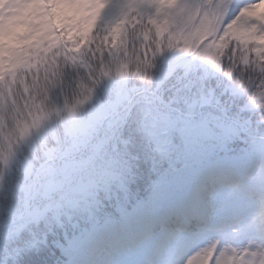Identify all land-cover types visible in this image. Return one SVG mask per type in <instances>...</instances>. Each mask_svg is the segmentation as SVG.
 <instances>
[{
    "label": "snow or ice",
    "instance_id": "snow-or-ice-1",
    "mask_svg": "<svg viewBox=\"0 0 264 264\" xmlns=\"http://www.w3.org/2000/svg\"><path fill=\"white\" fill-rule=\"evenodd\" d=\"M229 5L230 0H26L0 33V185L13 163L31 175L32 164L18 159L17 146L32 149L35 139L54 135L57 120L66 123L73 139L63 153L51 150L50 160L65 158L84 143L82 137L107 114L101 109L87 121L80 119L96 85L129 73L151 82L154 58L166 48L193 53L222 70L264 109V0L246 4L231 19ZM130 40L139 41V47L133 43L130 48ZM106 51L123 54L114 72L104 63ZM70 67L86 71L79 94L62 107L49 104ZM252 72L258 73L256 80L248 75ZM45 174L54 172L46 169ZM261 205L259 225L244 230L247 246L221 247L215 241L183 264H264V200Z\"/></svg>",
    "mask_w": 264,
    "mask_h": 264
},
{
    "label": "clouds",
    "instance_id": "clouds-1",
    "mask_svg": "<svg viewBox=\"0 0 264 264\" xmlns=\"http://www.w3.org/2000/svg\"><path fill=\"white\" fill-rule=\"evenodd\" d=\"M22 7L0 0V14L8 18L17 17ZM79 80L74 78L56 88L58 99L49 104L62 107L65 99L74 102L80 92ZM221 105L228 107L223 101ZM137 107L135 98L115 106L105 129L96 134L97 147L85 168L60 177L58 190L38 198L35 204L17 189V185L29 182L23 166L19 164L9 172L0 191V223L6 233L0 240V264H68L62 253H53L56 258L47 262L36 257L58 231L85 222L103 226L110 217L109 209L115 210L113 205L122 206L135 197L131 189L145 165L155 174L172 177L176 194L194 191L203 210L213 218L236 217L242 230L253 223L259 225L264 200V111L252 121L250 131L241 130L231 138L225 131L178 151L166 139L145 137ZM26 200L38 220H17L18 227L8 235V208ZM146 230L147 225L144 231L129 230L122 239L117 235L115 254L106 264H148L146 255L132 254L141 248Z\"/></svg>",
    "mask_w": 264,
    "mask_h": 264
},
{
    "label": "rangeland",
    "instance_id": "rangeland-1",
    "mask_svg": "<svg viewBox=\"0 0 264 264\" xmlns=\"http://www.w3.org/2000/svg\"><path fill=\"white\" fill-rule=\"evenodd\" d=\"M11 2L14 4H17V5L23 6L26 3V0H11ZM251 2H253V0H231L230 7H229V13H228L227 18L231 19L236 14H238L240 8H242L243 6H245L246 4L251 3ZM109 18H111V13L109 14ZM0 33H2V32L0 31ZM124 95H125V89L124 88H118V90L115 93H113L111 96H109V98H108L109 104L107 106L112 107L113 105H117L123 99ZM196 137H198V133L193 134L191 136H188V134H186L184 141L186 143H191L196 139ZM68 164H71V163L67 162L66 165H68ZM161 186H163V185H156L154 190L152 191V194L153 193H159V188ZM187 191L190 192L191 190L189 189ZM33 214H34V216H36L37 212L34 211ZM104 227H106V230H107V234L105 236L100 237L99 235L95 234L96 231H98ZM113 231H115V230L113 229L111 223L104 224L103 226H96V227H94L93 234L90 235L89 237L83 238L81 236H78L73 241H71L69 244L68 250H65V252L66 253L72 252L73 255H77L80 259L86 260L88 255H89L87 253V250H88V246H89L90 242L96 241V243H98L101 240H103L106 236H108L110 233H112ZM81 238H83V239H81ZM153 242H155V240ZM191 255H193V253L192 254L184 253V255H182L180 259L171 258L170 262L175 261L176 264H183V262L186 261L188 259V257H190Z\"/></svg>",
    "mask_w": 264,
    "mask_h": 264
},
{
    "label": "trees",
    "instance_id": "trees-1",
    "mask_svg": "<svg viewBox=\"0 0 264 264\" xmlns=\"http://www.w3.org/2000/svg\"><path fill=\"white\" fill-rule=\"evenodd\" d=\"M166 51H168V50H166ZM169 54H170V52H169ZM167 56H168V52H167V54H166ZM191 58L193 59V64H192V66L193 67H195V68H197V69H199V70H202V71H204L206 74H207V72L204 70V66H203V61L201 60V58L199 57V56H195L193 53H192V55H191ZM154 64H156V65H161V64H165V63H163L162 61H157V60H154ZM155 65V66H156ZM74 70V68H71L70 70H68V74H70V73H72V71ZM154 70V71H153ZM193 74H195V70H193V71H191V74L188 76V77H193ZM151 75H152V78L154 79V78H156V76H157V71L153 68V69H151ZM198 78V76L197 77H193L192 79L193 80H195V79H197ZM174 79V76H172V77H170L168 80H167V82L169 81V82H171V83H174L173 80ZM137 81H138V78L136 79ZM156 80H151V82H145L144 80L142 81V82H140V83H138V86H150V84L151 83H154ZM187 82H189V79H186L185 80V82L184 83H180L182 86L184 85V84H186ZM176 83H179V82H176ZM194 89V88H193ZM140 110L138 109L137 110V113L138 114H140ZM50 139H51V136H47V138L46 139H44V140H41V139H35L34 140V146H37V147H39V148H41L40 149V151H42V148H44V147H46V146H48L49 144H50ZM28 154H29V152L27 151V149H26V147H25V145L24 144H21V145H19V146H17V155H20L22 158H26V156H28ZM41 154V153H40ZM42 155V154H41ZM13 164H15V163H13ZM12 164V165H13ZM15 166V165H14ZM33 222V221H32ZM1 236H3L2 234H1ZM4 238L3 237H0V240H3ZM51 260V258H41V261H45V262H47V261H50Z\"/></svg>",
    "mask_w": 264,
    "mask_h": 264
},
{
    "label": "bare ground",
    "instance_id": "bare-ground-1",
    "mask_svg": "<svg viewBox=\"0 0 264 264\" xmlns=\"http://www.w3.org/2000/svg\"><path fill=\"white\" fill-rule=\"evenodd\" d=\"M228 221H229V217H226V219H223L221 222H219V223H221V224H225V223H228ZM106 232H102L100 235H103V234H105Z\"/></svg>",
    "mask_w": 264,
    "mask_h": 264
}]
</instances>
